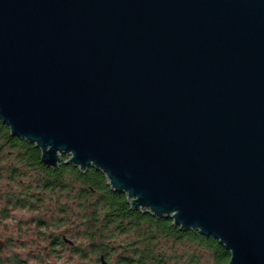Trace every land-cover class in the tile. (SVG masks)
<instances>
[{
    "label": "water",
    "instance_id": "water-1",
    "mask_svg": "<svg viewBox=\"0 0 264 264\" xmlns=\"http://www.w3.org/2000/svg\"><path fill=\"white\" fill-rule=\"evenodd\" d=\"M0 119L264 264V0H0Z\"/></svg>",
    "mask_w": 264,
    "mask_h": 264
},
{
    "label": "trees",
    "instance_id": "trees-1",
    "mask_svg": "<svg viewBox=\"0 0 264 264\" xmlns=\"http://www.w3.org/2000/svg\"><path fill=\"white\" fill-rule=\"evenodd\" d=\"M41 156L0 119V213L44 211L50 218L38 217V225L65 227L46 234L53 249L67 244L84 260L96 256L94 264H101L102 256L109 264H228L230 252L214 236L132 209L126 195L112 190L93 167L83 172L62 161L52 168ZM81 238L87 243L77 247Z\"/></svg>",
    "mask_w": 264,
    "mask_h": 264
},
{
    "label": "rangeland",
    "instance_id": "rangeland-1",
    "mask_svg": "<svg viewBox=\"0 0 264 264\" xmlns=\"http://www.w3.org/2000/svg\"><path fill=\"white\" fill-rule=\"evenodd\" d=\"M40 216L50 218L44 211L23 208L12 209L9 217L0 213V246L5 244L0 247V264H94L96 256L89 255V259L84 260L80 251H73L67 244L53 249L46 234H58L65 227L40 226L36 222ZM83 239L76 242L77 247L80 242L87 243ZM85 249L87 244L82 248Z\"/></svg>",
    "mask_w": 264,
    "mask_h": 264
},
{
    "label": "flooded vegetation",
    "instance_id": "flooded-vegetation-1",
    "mask_svg": "<svg viewBox=\"0 0 264 264\" xmlns=\"http://www.w3.org/2000/svg\"><path fill=\"white\" fill-rule=\"evenodd\" d=\"M5 244L1 245L0 247H3Z\"/></svg>",
    "mask_w": 264,
    "mask_h": 264
}]
</instances>
